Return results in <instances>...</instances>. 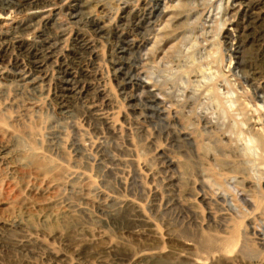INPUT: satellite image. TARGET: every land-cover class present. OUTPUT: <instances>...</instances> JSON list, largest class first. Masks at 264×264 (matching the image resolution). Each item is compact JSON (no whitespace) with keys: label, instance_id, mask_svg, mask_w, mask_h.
Segmentation results:
<instances>
[{"label":"rangeland","instance_id":"obj_1","mask_svg":"<svg viewBox=\"0 0 264 264\" xmlns=\"http://www.w3.org/2000/svg\"><path fill=\"white\" fill-rule=\"evenodd\" d=\"M10 2L0 264H264V0Z\"/></svg>","mask_w":264,"mask_h":264},{"label":"bare ground","instance_id":"obj_2","mask_svg":"<svg viewBox=\"0 0 264 264\" xmlns=\"http://www.w3.org/2000/svg\"><path fill=\"white\" fill-rule=\"evenodd\" d=\"M2 3V5H4V6H9L10 4L12 5V3H13V1H12V3L10 2V0H0ZM31 0H29V2H30ZM28 2V1H27ZM181 2V0H179V3ZM156 3H158L160 6H165V9H167V8H171V6H168V5H170V0H156ZM27 5H29V4H27L26 2L25 3H23V6H21V4H15L14 6H17V7H24V6H27ZM180 5V4H179ZM179 5L177 6V7H179ZM158 6V5H157ZM156 6V7H157ZM1 7V6H0ZM167 24H169V23H167ZM166 24V25H167ZM156 42H158V41H156ZM234 109V108H233ZM208 114V113H207ZM205 128V127H204ZM246 128V127H245ZM262 131V130H261ZM207 136V135H206ZM260 137V136H259ZM247 143L248 144H246L247 145V147L248 148H250L252 151H254V152H258L259 150H261V149H263V142L260 140V139H258V138H249L248 139V141H247ZM205 148V147H204ZM255 170V169H254ZM243 177V176H242ZM254 178V177H253ZM252 178V179H253ZM255 180V179H254Z\"/></svg>","mask_w":264,"mask_h":264}]
</instances>
